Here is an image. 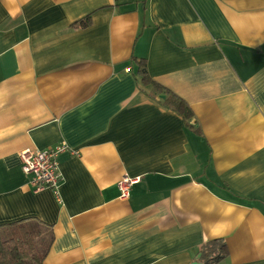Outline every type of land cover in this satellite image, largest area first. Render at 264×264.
I'll return each mask as SVG.
<instances>
[{
	"label": "crops",
	"instance_id": "crops-1",
	"mask_svg": "<svg viewBox=\"0 0 264 264\" xmlns=\"http://www.w3.org/2000/svg\"><path fill=\"white\" fill-rule=\"evenodd\" d=\"M65 144L59 194L37 191L20 154ZM14 225L43 264H193L215 240L217 264H264V0H0V238Z\"/></svg>",
	"mask_w": 264,
	"mask_h": 264
},
{
	"label": "trees",
	"instance_id": "trees-1",
	"mask_svg": "<svg viewBox=\"0 0 264 264\" xmlns=\"http://www.w3.org/2000/svg\"><path fill=\"white\" fill-rule=\"evenodd\" d=\"M90 19V18H88ZM89 21V20H88ZM84 22L83 26L88 24ZM145 61L142 62L140 72L142 81L153 85L157 93L167 96L165 104L181 115L191 119L193 113L188 104L172 92L164 89L162 86L154 83L148 75ZM11 234L4 239L0 238V264H28L32 261L34 264H43V257L37 248L36 238L29 231L28 227L23 225L10 226ZM227 256L226 244L222 240H215L206 244L201 252L200 261L203 264H217Z\"/></svg>",
	"mask_w": 264,
	"mask_h": 264
},
{
	"label": "built area",
	"instance_id": "built-area-1",
	"mask_svg": "<svg viewBox=\"0 0 264 264\" xmlns=\"http://www.w3.org/2000/svg\"><path fill=\"white\" fill-rule=\"evenodd\" d=\"M68 151V146L60 145L45 151L26 150L20 154L22 170L26 176L31 177V184L37 191L52 190L59 194L61 183L59 157ZM138 180L124 178L119 184L121 198L128 200L131 190Z\"/></svg>",
	"mask_w": 264,
	"mask_h": 264
},
{
	"label": "water",
	"instance_id": "water-1",
	"mask_svg": "<svg viewBox=\"0 0 264 264\" xmlns=\"http://www.w3.org/2000/svg\"><path fill=\"white\" fill-rule=\"evenodd\" d=\"M163 99H165V96H163ZM193 264H203V263H201V262H199V261H196V262H194Z\"/></svg>",
	"mask_w": 264,
	"mask_h": 264
},
{
	"label": "rangeland",
	"instance_id": "rangeland-1",
	"mask_svg": "<svg viewBox=\"0 0 264 264\" xmlns=\"http://www.w3.org/2000/svg\"><path fill=\"white\" fill-rule=\"evenodd\" d=\"M28 264H34L32 261H29Z\"/></svg>",
	"mask_w": 264,
	"mask_h": 264
}]
</instances>
